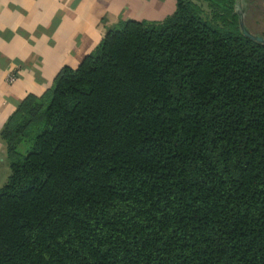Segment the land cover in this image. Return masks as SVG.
Segmentation results:
<instances>
[{
    "label": "trees",
    "instance_id": "1",
    "mask_svg": "<svg viewBox=\"0 0 264 264\" xmlns=\"http://www.w3.org/2000/svg\"><path fill=\"white\" fill-rule=\"evenodd\" d=\"M239 7L124 18L18 104L0 264H264V42Z\"/></svg>",
    "mask_w": 264,
    "mask_h": 264
},
{
    "label": "crops",
    "instance_id": "2",
    "mask_svg": "<svg viewBox=\"0 0 264 264\" xmlns=\"http://www.w3.org/2000/svg\"><path fill=\"white\" fill-rule=\"evenodd\" d=\"M257 1L241 0L244 15L264 19ZM175 6L176 0H0V162L1 129L26 96L47 93L62 66L75 67L108 27L127 17L160 20Z\"/></svg>",
    "mask_w": 264,
    "mask_h": 264
},
{
    "label": "rangeland",
    "instance_id": "3",
    "mask_svg": "<svg viewBox=\"0 0 264 264\" xmlns=\"http://www.w3.org/2000/svg\"><path fill=\"white\" fill-rule=\"evenodd\" d=\"M257 2L258 3L254 6V9H257V5L264 4V2L262 0H258ZM252 7L253 6L250 7V5H248L247 11L249 10V12H250ZM248 25H249V29H251L254 32L259 33V32L264 31V19H260L257 12L252 13V17L249 19ZM5 154H6V151H5ZM6 160L0 162V185L3 184V182L6 180L7 175L9 173V160H8L7 156H6Z\"/></svg>",
    "mask_w": 264,
    "mask_h": 264
},
{
    "label": "water",
    "instance_id": "4",
    "mask_svg": "<svg viewBox=\"0 0 264 264\" xmlns=\"http://www.w3.org/2000/svg\"><path fill=\"white\" fill-rule=\"evenodd\" d=\"M238 12H239V17H240V23H241V25H242V27H243V30L246 32V33H248V34H252V35H254L256 38H258L259 40H261V41H263L264 42V36L262 35V34H253L252 32H250L249 30H248V28L245 26V24H244V10L242 9V7H239V9H238Z\"/></svg>",
    "mask_w": 264,
    "mask_h": 264
},
{
    "label": "built area",
    "instance_id": "5",
    "mask_svg": "<svg viewBox=\"0 0 264 264\" xmlns=\"http://www.w3.org/2000/svg\"><path fill=\"white\" fill-rule=\"evenodd\" d=\"M9 80H13L15 78V74L11 73L8 75Z\"/></svg>",
    "mask_w": 264,
    "mask_h": 264
}]
</instances>
